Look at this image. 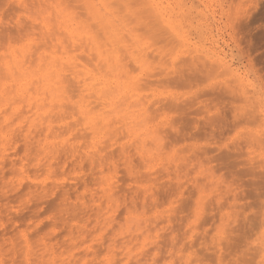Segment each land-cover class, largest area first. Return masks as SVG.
Returning a JSON list of instances; mask_svg holds the SVG:
<instances>
[{"label":"rangeland","instance_id":"obj_1","mask_svg":"<svg viewBox=\"0 0 264 264\" xmlns=\"http://www.w3.org/2000/svg\"><path fill=\"white\" fill-rule=\"evenodd\" d=\"M82 1L0 0V264H264V0Z\"/></svg>","mask_w":264,"mask_h":264},{"label":"bare ground","instance_id":"obj_2","mask_svg":"<svg viewBox=\"0 0 264 264\" xmlns=\"http://www.w3.org/2000/svg\"><path fill=\"white\" fill-rule=\"evenodd\" d=\"M54 1H55V0H54ZM66 1H68V0H66ZM73 1H74V2H73ZM100 1H101V0H100ZM122 1H125V0H122ZM126 1H128V0H126ZM44 2H45V1H44ZM70 2H73V3L77 4V0H76V1H75V0H72V1H71V0H70ZM78 2L80 3V2H83V1H82V0H81V1L78 0ZM84 2H85V4L83 3V4H82L83 6H82L81 8L85 9L84 7L86 6V10H87L88 8L90 9L91 6H90V7H88V6L90 5L91 0H90L89 2H88V0H85ZM87 2H88L89 4H88ZM113 2H114V4H115L116 2H118V4L116 3V6H115V5H112V6L116 7V9H117V6H121L120 4L123 3V2H121L120 0H119V1L116 0V2H115V0H113ZM107 3H108V2H107ZM131 3H132V2H131ZM67 4H68V3H67ZM71 4H72V3H71ZM100 4H103V2H100ZM110 4H111V3H110ZM112 4H113V3H112ZM80 5H81V3H80ZM80 5H79V6H80ZM84 5H85V6H84ZM106 5L109 6V4H106ZM123 5H124V4H123ZM68 6H70V5H68ZM77 6H78V5H77ZM102 6H104V5H102ZM130 6H131V5H130ZM74 7H76V6H74ZM104 7H105V6H104ZM69 8H70V7H69ZM71 8H73V7H71ZM105 8H107V7H105ZM118 8H120V10H124V8H125V9L128 8V4H125L124 8H122V6H121V7H118ZM121 8H122V9H121ZM83 9H82V10H83ZM128 9H129V8H128ZM77 10H78V9H77ZM79 10H80V9H79ZM86 10H85V11H86ZM126 10H127V9H126ZM118 11H119V10H118ZM130 11H131V10L129 9L128 12H130ZM133 11H134V10H133ZM77 12H78V11H77ZM119 12H120V11H119ZM125 12H126V11L124 10L123 13H125ZM135 12H136V10H135ZM109 13H110V12H109ZM111 13H112V12H111ZM126 13H127V12H126ZM129 14L132 15V16L134 15V14H132V13H129ZM135 14H136V13H135ZM110 15H111V14H110ZM110 15H108V16H110ZM127 16H128V13L126 14V17H127ZM105 17H106V16H104V18H105ZM111 17L113 18V16H110V18H111ZM107 18H108V17H107ZM107 18H105V19H107ZM110 18H108V20H106V21H107V25H108V22H109ZM127 18L129 19V20L127 19L128 21H131V20H132L133 22H137V23H138V21H139V20L136 19V17H134V16H133L132 18H131L130 16H128ZM133 18H134V19H133ZM138 18H139V17H138ZM92 19H94L93 16H92ZM96 19H98V18H96ZM140 19H141V18H140ZM103 20H104V19H103ZM113 20H114V18H113L111 21L114 22ZM137 20H138V21H137ZM119 21H120V20H119ZM119 21H118V22H119ZM133 22H132V23H133ZM140 22H141V20H140ZM140 22H139V24H140ZM132 23H130V24H132ZM137 23H133V24H137ZM145 23H146V22H145ZM139 24H137V25L139 26ZM147 24H148V23H147ZM147 24H146L145 27H144V26H141V25H143V23H141L140 26H139L140 29H138V30H141L142 28H146ZM149 24H150V23H149ZM125 25H126V24H125ZM119 26H120V25H119ZM121 26H124V25H121ZM121 26H120V28H121ZM138 26H137V28H138ZM148 26H149V25H148ZM128 27H129V26L127 25V26H126L127 29H125V26H124V28L122 27L121 30H126V31H127V32H126V31H125V32L127 33L128 37L130 36V40H129V39H128V40L131 41V40L133 39L132 43H133L134 41L136 42V40H137V42H136V44H135L136 47H137V46H138V47L141 46L142 43L138 44V42H139L138 40H139V39H136L137 37H135V34H136V33H134V32H135V29H134V30H131V29H129ZM135 27H136V26H135ZM130 28H131V27H130ZM147 28H149V27H147ZM147 28H146V30L148 31ZM106 29H108V27H106ZM142 30H143V29H142ZM146 30H144V31L146 32ZM104 31H105V30H104ZM114 33H115V32H114ZM114 33H112V34H114ZM115 35H116V34H115ZM90 38H91V37H90ZM138 38H139V37H138ZM92 39H93V38H92ZM92 39H91V40H92ZM91 40H90V42H92ZM93 41H94V40H93ZM94 42H95V41H94ZM135 42H134V43H135ZM92 43H93V42H92ZM117 43H120V41H118ZM134 43H133V44H134ZM138 47H137V49H138ZM141 48H142V47H141ZM114 51H115V50H113V53H116V52H114ZM97 55H98V54H97ZM98 56L101 57L100 55H98ZM131 56H133V60L135 61L134 63H136V65H138L140 69L145 68V63H144V61H143L142 59H140V57H139V59H134V55L132 54ZM123 69H124V67H123ZM117 70H118V69H117ZM117 70H116V71H117ZM119 72H120V70H119ZM116 73H118V72H116ZM244 77H245V80H246V82H247V85H248L249 87L251 86V88H253L255 94L257 95V96H256V97H257L256 99L258 100V102L263 101V102H262V105H263V103H264V98H263V97H264V91L262 92V90H261V92H262V95H261V92H260V88H261V87L259 88V87H257V86H258V85H257V86H256V87L258 88V89H257V88L254 86V83H253L251 80H249L246 76H244ZM246 78H247V79H246ZM239 81H240V80H239ZM241 89H243V88H241ZM244 94H245V93H244ZM253 94H254V93H253ZM253 94H252V96H253ZM132 97H134V96H132ZM262 98H263V99H262ZM135 99H136V98H135ZM124 102H125V101H124ZM135 102H136V104L138 103L137 100H135ZM260 103H261V102H260ZM131 105H132V104H131ZM139 106H140V105H139ZM134 107H135V106H134ZM136 107H137V106H136ZM263 107H264V106H263ZM128 111H129V110H127L126 112H128ZM130 113H131V114H130ZM130 113H129V114H130L129 117H127V116H128V115H127L128 113H126L125 115H124V113H123V115H124V117H123V121L125 122V121H128L129 119H130L129 121H131L132 119H134V120L140 119V120H138L139 123H140V126H139V127L142 128V124L145 123V122L142 123V121H141V120H145L144 118H142V116H144L143 114H145V113H144V109H143V108H138V109L136 108L135 110H131ZM123 115H122V116H123ZM141 118H142V119H141ZM140 121H141V122H140ZM135 122L137 123V121H135ZM139 123H138V124H139ZM136 125H137V124H136ZM132 126H133V125H132ZM144 126H145V124H144ZM144 126H143V127H144ZM135 127H136V128H139L138 125L135 126ZM135 127H132V129L135 130V129H136ZM141 128H139L138 130L136 129L135 132H136V131H139ZM142 130H143V128L141 129V131H142ZM141 131H140V132H141ZM147 133H148V132H147ZM134 134H135V133H134ZM136 134L138 135L139 132L136 133ZM145 134H146V133H144V132L142 131L141 136H140V137H142V138H141L142 140L144 139L143 136H144ZM150 134H151V132H150ZM147 135H149V134H147ZM138 136H139V135H138ZM145 137H147V136H145ZM156 138H157V137L155 136L154 139H156ZM144 140H145V139H144ZM154 141H155L156 143L158 142V140H154ZM155 142H154V143H155ZM156 143H155V145H158V144H156ZM146 154H148V153H146ZM135 228H137V227H135ZM135 230H138V228L135 229Z\"/></svg>","mask_w":264,"mask_h":264}]
</instances>
